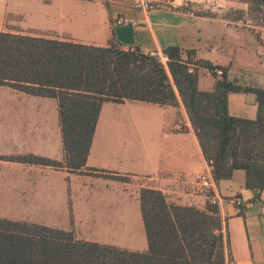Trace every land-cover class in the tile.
Listing matches in <instances>:
<instances>
[{
	"label": "crops",
	"instance_id": "obj_1",
	"mask_svg": "<svg viewBox=\"0 0 264 264\" xmlns=\"http://www.w3.org/2000/svg\"><path fill=\"white\" fill-rule=\"evenodd\" d=\"M172 1L173 6L143 12L133 8L132 0H41V11H35L41 12V16H2L7 11L25 12L23 7L29 6V2L0 0V32L96 47H105L111 41L124 50L140 49L145 54L153 51L161 54L167 47L179 46L184 60H188V52H193L190 57L194 64L204 60L224 67L229 80L245 76L243 82L252 85L246 81L247 77L264 78V61L254 63L250 47L252 39L254 44L258 43L251 36L255 26L218 14L197 16L186 8L189 2L205 0ZM220 1L225 6L236 4L243 11L249 7L241 0ZM120 16L126 19L123 25L115 23ZM199 72L200 77L208 72L214 78L210 91L215 81L221 79L205 68L200 67ZM200 86L199 81L201 90ZM0 87L12 91L0 99V140L7 149L21 156L63 162L58 100ZM233 94L229 96L231 113L254 119L256 116L233 109ZM249 100L254 101L257 115L255 97ZM179 125L181 128L177 129ZM4 163L10 167L5 173L0 172V177L5 174L6 182H10L7 197L17 198L20 207L41 209V224H33L70 231L79 241L116 248L128 243L122 238L140 244L133 250L124 249L128 251L148 250L141 213L142 188L160 190L169 203L180 206L202 210L207 203L208 193L197 188L196 178L209 171V163L180 98L177 106L134 100L105 102L82 171L16 161ZM105 174L127 180L112 179ZM179 174L186 177L185 181L175 179ZM244 177L243 171H236L232 179L215 182L216 196L244 201L245 216L233 204L221 208L223 233L228 232L229 236L226 261L264 264V190L253 200L255 196L245 188Z\"/></svg>",
	"mask_w": 264,
	"mask_h": 264
},
{
	"label": "trees",
	"instance_id": "obj_2",
	"mask_svg": "<svg viewBox=\"0 0 264 264\" xmlns=\"http://www.w3.org/2000/svg\"><path fill=\"white\" fill-rule=\"evenodd\" d=\"M241 1L249 4L251 14L264 16V0ZM163 53L167 66L140 49L124 50L111 41L96 47L0 32V86L59 102L64 161L28 155L16 162L82 171L105 102L177 106L180 98L215 182L243 171L245 188L260 189L253 198L258 199L264 190V88L229 80L226 68L204 60L196 61L190 72L193 52L184 60L179 46ZM200 67L215 78L216 69L223 71L212 91L199 89ZM233 93L255 97L254 119L231 113ZM140 199L145 252L79 241L70 231L0 218V264H226L229 236L223 233L219 206L207 202L201 210L176 205L152 188H142ZM238 208L245 216L243 206Z\"/></svg>",
	"mask_w": 264,
	"mask_h": 264
},
{
	"label": "rangeland",
	"instance_id": "obj_3",
	"mask_svg": "<svg viewBox=\"0 0 264 264\" xmlns=\"http://www.w3.org/2000/svg\"><path fill=\"white\" fill-rule=\"evenodd\" d=\"M218 3L211 4V3H206V0L204 2H189L186 6V8L193 13L194 15L197 16H217L218 15H223L224 17H228L234 21H238L239 16H243L241 13L247 11V14H244L243 20H240V24H248L249 26H255L256 28L253 29L254 31L251 32V36H254L258 43L254 44V40H251V51L253 53V59L254 63L260 64L263 63L264 61V16H261L259 13L254 12L251 14L249 12V7L248 10L243 11L241 7H237L236 4L230 5L228 4L225 6V3H221L220 0H216ZM29 2V6H24L23 9L25 12H20V11H7L4 13L2 16H41L40 13H36L35 11L39 12L41 11V0H27ZM30 2H33L37 5L30 4ZM40 6V7H39ZM38 14V15H37ZM252 29V28H251ZM236 47L239 48V44L236 45ZM249 47V46H248ZM246 63V61H244ZM261 75H253L251 78L247 77L246 81L251 83V86L254 87H264V78L260 77ZM245 76L237 77L238 83L245 79ZM242 79V80H240ZM240 80V81H239ZM200 87L201 90L204 91H210L212 87L210 86L214 78L206 72V74H203L200 77ZM244 83V82H243ZM242 83V84H243ZM12 93L11 90L2 88L0 87V99L1 97H6L7 94ZM249 98H253L254 96L249 94V95H241V94H233V99L231 100L232 107L235 111H243L247 115L252 116L253 118L256 116V110L254 108L253 110V105L255 104L254 101H250ZM244 100H247V103L244 102ZM245 103V104H244ZM121 108V107H120ZM107 111V109H105ZM105 111V112H106ZM252 113V114H251ZM107 115V112L105 113V116ZM104 116V120H105ZM113 117V116H112ZM6 132V131H5ZM1 133V130H0ZM18 157H21V155L18 154H13L10 149H7L5 146V142L0 140V172H6L9 170L10 167H6L5 161H16ZM10 182H6L5 180V174H3L0 177V218H7L11 220H16L19 222H26V223H37L41 224V209H37L36 207L33 206H27V207H20L16 204L17 198H8L6 195V189L7 186ZM38 184L39 182L36 181ZM11 188H14V186H11ZM207 205V203H206ZM51 215H49L50 217ZM18 219V220H17ZM127 234V233H126ZM130 235V234H128ZM127 235V236H128ZM129 237H133L131 234ZM122 240L127 241L128 243H121L119 246L120 249H128V250H133L137 247H140V244H132L129 238H122Z\"/></svg>",
	"mask_w": 264,
	"mask_h": 264
},
{
	"label": "built area",
	"instance_id": "obj_4",
	"mask_svg": "<svg viewBox=\"0 0 264 264\" xmlns=\"http://www.w3.org/2000/svg\"><path fill=\"white\" fill-rule=\"evenodd\" d=\"M133 8L139 11L143 12H149L153 10L162 9L168 6H173L172 0H132ZM126 19L124 16H120L115 23L117 25H123L125 24ZM150 56L156 58L159 62H161L164 66H167L168 57L164 53H157V52H150ZM197 68H199L197 66ZM196 69V65L190 64L189 65V71L193 72ZM215 74L218 78H222L223 71L220 69L215 70ZM177 129H180L181 126H177ZM175 179L177 181H185L186 177L184 175H176ZM196 185L197 188L203 192L208 193L207 194V202H209L212 205H217L221 208H223L224 205L227 204H233L237 207L243 206L244 201L241 198H234L231 200L224 199L222 197L216 196L213 192L215 189V180L213 178L211 167L209 164V171H206L205 173L201 174L196 178ZM226 264H235L233 261L228 260L226 261Z\"/></svg>",
	"mask_w": 264,
	"mask_h": 264
},
{
	"label": "water",
	"instance_id": "obj_5",
	"mask_svg": "<svg viewBox=\"0 0 264 264\" xmlns=\"http://www.w3.org/2000/svg\"><path fill=\"white\" fill-rule=\"evenodd\" d=\"M242 83L243 82L241 81L240 84H242ZM251 192H252L253 196H255L257 193L260 192V189L259 188H256V189L252 190Z\"/></svg>",
	"mask_w": 264,
	"mask_h": 264
}]
</instances>
